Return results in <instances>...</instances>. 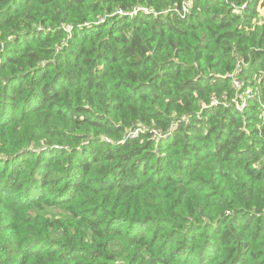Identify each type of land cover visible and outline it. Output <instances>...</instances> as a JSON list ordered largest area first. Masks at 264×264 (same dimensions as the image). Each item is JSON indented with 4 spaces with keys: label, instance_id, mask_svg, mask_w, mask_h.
Masks as SVG:
<instances>
[{
    "label": "trees",
    "instance_id": "1",
    "mask_svg": "<svg viewBox=\"0 0 264 264\" xmlns=\"http://www.w3.org/2000/svg\"><path fill=\"white\" fill-rule=\"evenodd\" d=\"M184 1L0 0V264H264V0Z\"/></svg>",
    "mask_w": 264,
    "mask_h": 264
},
{
    "label": "built area",
    "instance_id": "2",
    "mask_svg": "<svg viewBox=\"0 0 264 264\" xmlns=\"http://www.w3.org/2000/svg\"><path fill=\"white\" fill-rule=\"evenodd\" d=\"M189 5H190V0H185L184 3H183V11H185V10H186V7H188ZM263 9H264V8H263ZM259 10H260V12H262V11H261V8H259ZM233 82H234V85H235L236 87H238V83H237V81H233ZM244 102H245V101L243 100L241 105H243ZM211 103H212V104H215V103H216V99H213V101H212ZM263 112H264V110H263ZM137 131H138V129H135V130H133L132 132L128 133L127 136L135 135Z\"/></svg>",
    "mask_w": 264,
    "mask_h": 264
},
{
    "label": "rangeland",
    "instance_id": "3",
    "mask_svg": "<svg viewBox=\"0 0 264 264\" xmlns=\"http://www.w3.org/2000/svg\"><path fill=\"white\" fill-rule=\"evenodd\" d=\"M261 11H262V12H261V15L264 14V9H263V8H261Z\"/></svg>",
    "mask_w": 264,
    "mask_h": 264
}]
</instances>
